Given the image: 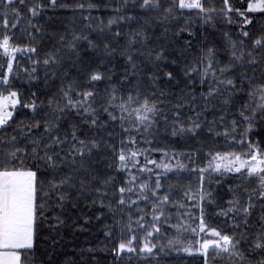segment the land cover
I'll return each instance as SVG.
<instances>
[{
  "label": "trees",
  "instance_id": "1",
  "mask_svg": "<svg viewBox=\"0 0 264 264\" xmlns=\"http://www.w3.org/2000/svg\"><path fill=\"white\" fill-rule=\"evenodd\" d=\"M248 1L228 0L230 20L223 13L224 0H201L204 11L180 9L172 0H160L159 8H141L143 0H57L55 6L49 0H39L42 7L36 16L28 11L36 0H25L23 5L19 0L11 5L0 0V14H7L10 24H16L15 28L0 27V40L7 34L13 46L37 49L35 54L18 53L10 84L0 85L3 92L19 93L20 100L9 124L0 129V149L26 150L18 155L26 167L37 171V204L43 205L37 209L32 248L18 250L21 264H205L203 255L184 252L198 238L201 207L206 226L239 240L238 250L244 257L215 256L210 250L208 264L264 261V249L253 248L255 238L264 233V202L254 199L255 207L247 218L242 212L217 214L230 207L229 201L234 199L240 201L237 207L247 204L252 189L257 188V179L238 173L205 172L201 188L199 171L217 152L245 153L249 142L264 149V114L252 120L250 129L239 115L249 100V90L264 84V55L255 50L257 64H248L250 57L246 56L244 63L220 76L234 79L236 88L231 95L215 83L211 74L204 83L200 75L208 63L204 57L209 49L215 53L219 76V68L230 62L233 51L236 55L253 51V41L264 38V10L252 13L248 24L237 17ZM169 7L173 8L171 13L165 11ZM109 20L115 22L109 24ZM244 32L249 35L244 36ZM74 36L87 39L73 41ZM89 41L95 46L90 47ZM70 43L73 49H69ZM50 53L59 62L44 65L42 61ZM158 55L162 58L157 59ZM37 59L41 63L31 73L32 61ZM193 68L195 72L190 71ZM97 71L103 78L89 81L90 74ZM167 73L172 74L171 79ZM73 82L78 86L76 92L94 93L90 101L94 116L65 107L62 89ZM210 86L219 87L220 93L203 95ZM76 92L71 93L73 100L80 99ZM113 94L115 104L109 105ZM129 95L137 99L129 111L145 99L155 105L157 111L149 114L146 124L137 127L134 113L120 111L118 105ZM226 97L229 104L223 103ZM33 103L37 105L35 110L24 107ZM109 112L117 118L110 119ZM92 119L97 120L94 127H90ZM51 125H55L52 132L45 133V127ZM181 126L186 131L180 132ZM74 129L78 139L95 141L98 147L83 158L76 157L75 164L69 157L54 175L43 161L34 159L31 141L43 138L37 153L42 156L43 144L51 143L49 137H67L70 142ZM225 132L229 134L223 135ZM12 136L15 143L9 142ZM130 136H135V143L128 141ZM68 142L62 155H67ZM121 149L139 153L138 165L147 167L119 170ZM54 150L60 151L55 146ZM151 158L168 167L160 164L152 171L155 163L148 164ZM65 176L71 177L72 186L53 191L49 181ZM145 183L148 187L141 191L139 185ZM120 187L134 190L121 194ZM201 191L208 194L206 199L200 198ZM122 196L124 204L119 203ZM165 196L168 202L154 211V205ZM161 210L163 215L154 222L153 215ZM153 223L160 231L148 239L156 247L151 253H141L139 249L146 232L153 231ZM133 235L138 237L133 241L136 251L117 258L113 249Z\"/></svg>",
  "mask_w": 264,
  "mask_h": 264
},
{
  "label": "snow or ice",
  "instance_id": "2",
  "mask_svg": "<svg viewBox=\"0 0 264 264\" xmlns=\"http://www.w3.org/2000/svg\"><path fill=\"white\" fill-rule=\"evenodd\" d=\"M57 0H49V4L51 6H55ZM5 3L11 5L13 0H5ZM21 5L25 4V0H19ZM173 5L178 6L181 9H200L204 11L201 0H178V5L176 0H172ZM224 4L228 6V0H224ZM42 7L39 3V0H36V3L28 9L32 16H36L38 14V10ZM141 8H159L160 0H143L140 4ZM231 11L230 7L228 8ZM249 11L256 10H264V0H255L254 3H249L248 5ZM13 12L19 16V11L15 8L12 9ZM168 13L173 11L172 7H169L165 10ZM240 15H244V13H240ZM0 27L4 29H8L9 27L15 28L16 24H10L9 19L7 18V14H0ZM114 20H109V24L114 23ZM246 24L249 23L247 19L244 21ZM39 31V29H36ZM244 36H248L247 32L243 33ZM63 39V37L61 38ZM77 39H87V37H73V41ZM12 37L9 35H4L2 40H0V56L6 58L7 60V68L4 70V65L0 63V85H9L10 79L9 76L13 72L14 62L18 63L16 60L17 53H32L35 54L37 49L35 47H19L13 46L11 43ZM89 46L94 47L95 45L89 41ZM107 47V46H105ZM235 47V45H233ZM74 44H69V49H73ZM255 50H259L262 55H264V38H258L253 41V51H248L247 53L241 52L240 55H236V52L233 51L231 53L230 62L223 67L219 68V76L217 75V70L215 68V64L217 61L215 60V53L213 49H209L207 55L204 57L205 60L208 61L207 65L203 68V71L200 73L201 75V83L205 82V77L211 76L213 77L215 83L217 85H223L225 90L229 91L231 95L232 90H235L236 85L235 81L232 78L229 79H221L220 76H223L225 73H228L230 70L234 69L236 64L244 63L245 57H250L247 60V63L250 65H255L258 62L257 55ZM162 58L160 55L157 56V59ZM59 61L55 58V54L50 53L42 63L44 65L55 64ZM128 62H132V58H128ZM41 61L33 60L32 64L34 65L31 69V73H35L37 71L36 65H39ZM191 72H195L196 69H190ZM169 79H171L172 74H166ZM188 75V72L185 73ZM103 78L102 74L97 71L90 74L88 77L89 81H99ZM78 86L73 82L69 84L67 89H62L63 97L67 100V104L65 107H70L74 109H82L84 113L88 116H94L95 113L90 107V101L92 100L94 93L92 91H79L76 92V88ZM76 92V95L80 97L79 100H73L71 98V93ZM220 93L219 87L210 86L207 93L203 94L206 97H212L214 94L218 95ZM249 100L242 106L239 111L240 117L249 124V129L251 128L252 120L258 114H264V84L257 85L251 88L248 92ZM116 97L113 94L108 99L109 105L115 104ZM137 99L132 95H129L127 100L123 101L118 105L121 112H129V115L135 114V126H139L142 124H146V122L150 121L149 114H155L157 109L155 105H150L148 100L145 99L143 104H140L139 107L135 109H131L129 111L130 106L133 103H136ZM231 101L229 98H225L223 100L224 104H229ZM20 103L19 93L15 91H10L5 96L0 94V129L9 124L10 119L13 116V111L10 109H15L16 106ZM51 103V102H50ZM24 107H30L33 110L37 107V105L28 104L24 105ZM107 112L108 109L105 108ZM250 113V114H246ZM109 117L112 120H115L117 117L112 115L109 112ZM124 117H121L123 121ZM233 128L232 131H235L236 121L232 122ZM97 124L96 119L91 120L90 127H94ZM39 125H33L31 127H38ZM55 125L46 126L45 133H51ZM198 127V125H197ZM245 130V135L247 131ZM147 130V128H145ZM192 129H187V131H191ZM180 132L186 131L182 126L179 128ZM177 132L174 130L173 135H176ZM229 133L225 132L223 135L227 136ZM51 143L43 144L44 154L42 156L37 155L40 145L43 142V138H38L36 140L31 141L34 145L32 147V153L34 159L39 162L43 161L46 164L48 170H51L55 175L62 164H66L69 157L72 158L71 162L75 164L76 157H81L87 153L90 154L92 149L98 147L95 141H85L78 139L76 135L75 129L71 134V141L68 142L67 137L64 140H61L59 137H49ZM16 137L12 136L9 138L10 143H15ZM68 142L69 147L67 149V155H62L64 152L63 145ZM242 143V142H241ZM54 146L59 148L60 151L54 150ZM248 152L245 153H215L212 155L209 160L207 166L205 168L199 169L201 176V188L202 183L204 181L203 173L205 172H216L219 174L223 173H238L242 176H246L247 178L255 177L257 179V188L252 189L251 193L248 197V202L244 206L237 207L240 204L238 199H234L229 201L231 205L227 209H221L217 214L228 216L230 213L234 212H242L245 218H247L251 214L252 208L255 207L253 203L254 199H258L264 202V149H261L259 144H253L249 142L247 144ZM26 150L23 148H15L14 150L6 151L0 149V249L9 250L4 251L3 256L6 258L4 260V264H18L20 257L17 255L15 251H11L12 249H22V248H32L33 244V224L36 219V213L38 208H43V205L37 204L38 197V180H37V171L33 170L30 167H26L23 160L20 159L18 154L24 153ZM139 153L132 151L125 153L123 149H121L118 160L119 170H124L128 167L130 161L135 160L136 156ZM18 161V163H17ZM149 163H155V161H149ZM167 168V165H162ZM183 167V165H181ZM144 170V169H141ZM135 179V178H133ZM71 177L65 176L62 177L59 181L55 179L49 181L50 188L53 191H59L61 186L69 185ZM148 185L141 184L139 188L141 191L146 189ZM156 187L159 188L160 184L157 182ZM133 188L120 187L118 191L123 194L125 192H132ZM47 195V194H45ZM153 196L156 195L155 191L152 193ZM187 195V193H186ZM208 194H204L201 191V199H206ZM194 197H189V199H193ZM59 199L63 200L64 197L60 196ZM144 199H147L145 196ZM168 202V197L165 196L161 200L154 205V211L158 209L160 204H164ZM120 204H124L125 200L122 198L119 201ZM264 206V203H262ZM201 216L199 223V232L207 233L214 239H203L202 242L198 241L199 248L196 249L197 252H200L205 258V264H208L210 250L215 253V256H222L227 254L229 257L238 258L239 260H243V254L239 252L238 245L240 243L239 240H236L233 236L222 233L221 231L215 228H208L206 226V222L204 219V210L201 207ZM163 215V211L161 210L159 215H153L152 220L159 221L160 217ZM261 220L264 221V215L261 216ZM138 226L141 229L145 228L144 224H139ZM245 223L247 220L245 219ZM153 231H147L146 236L144 238L145 242L143 246L139 249L141 253H151L153 248L156 247L155 244H151L149 237H152L154 232L158 233L160 228L153 223ZM131 230V226H129V231ZM192 231L195 233L196 229L193 228ZM138 237L133 235L127 241L121 240L116 248L113 249L116 257H121L122 253L128 252L132 253L136 251V248L133 247V241L137 240ZM241 239H244L243 235ZM171 243V242H170ZM254 249H264V233L259 234L253 243ZM184 251L189 252L191 254L192 248H185ZM260 264H264V261H261Z\"/></svg>",
  "mask_w": 264,
  "mask_h": 264
},
{
  "label": "rangeland",
  "instance_id": "3",
  "mask_svg": "<svg viewBox=\"0 0 264 264\" xmlns=\"http://www.w3.org/2000/svg\"><path fill=\"white\" fill-rule=\"evenodd\" d=\"M14 1V0H13ZM254 3L255 2V0H249L248 2H247V6H246V9L244 10V11H239L238 12V14H237V17H239V18H241V20H242V22L244 23V24H246L244 21H245V19H247L248 21H249V23L251 22V20H252V18H253V15H252V13H256V11H249L248 10V5H249V3ZM177 5H178V0H177ZM229 8V7H228ZM228 8L227 7H225V9H224V11H223V13L225 14V16H227L230 20L232 19V15L228 12L229 10H228ZM181 9V8H180ZM231 10H232V8H230ZM240 13H244V15L242 16V15H240ZM248 24V23H247ZM2 40V39H1ZM18 54V53H17ZM16 54V55H17ZM0 59H1V63L4 65V70L6 71V68H7V60H6V58H4V57H2V56H0ZM10 92V91H9ZM0 94H3V95H7L8 94V92H3L2 90H0ZM10 110H12L13 111V109H10ZM128 141L129 142H132V143H135V136H130V137H128ZM248 152V151H247ZM151 161H155V159L154 158H151L150 159ZM138 163H139V159L136 157L135 158V160H133V161H130L129 162V164H128V169H139V168H146L147 167V165L145 166H142V165H138ZM148 164H151V163H149L148 162ZM160 164H161V167H162V161L160 162V163H156V161H155V165L151 168V170L152 171H154L157 167H160ZM203 239H214V237H211L210 235H208L207 233H201V232H199V234H198V238L196 239V241H194V242H190L187 246H186V248H189V247H191L192 248V252H191V254H201L200 252H197L196 251V249L197 248H199V243H198V241H201L202 242V240ZM185 253H187V254H190L189 252H186V251H184ZM202 255V254H201ZM6 258L4 257V259L3 258H0V264H4V260H5ZM19 264V263H18Z\"/></svg>",
  "mask_w": 264,
  "mask_h": 264
},
{
  "label": "crops",
  "instance_id": "4",
  "mask_svg": "<svg viewBox=\"0 0 264 264\" xmlns=\"http://www.w3.org/2000/svg\"><path fill=\"white\" fill-rule=\"evenodd\" d=\"M33 227H34V224H33ZM22 249H24V248H22ZM18 250H20V249H12L11 251H15L17 253V255L20 257ZM4 251H9V250L0 249V258L4 259V256H3ZM18 263L21 264L20 259H19Z\"/></svg>",
  "mask_w": 264,
  "mask_h": 264
}]
</instances>
